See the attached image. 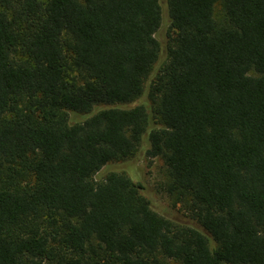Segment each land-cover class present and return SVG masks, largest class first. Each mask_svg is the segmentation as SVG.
<instances>
[{"label": "trees", "instance_id": "trees-1", "mask_svg": "<svg viewBox=\"0 0 264 264\" xmlns=\"http://www.w3.org/2000/svg\"><path fill=\"white\" fill-rule=\"evenodd\" d=\"M166 6L146 91L160 0H0V264H264V0Z\"/></svg>", "mask_w": 264, "mask_h": 264}, {"label": "rangeland", "instance_id": "rangeland-1", "mask_svg": "<svg viewBox=\"0 0 264 264\" xmlns=\"http://www.w3.org/2000/svg\"><path fill=\"white\" fill-rule=\"evenodd\" d=\"M160 2L163 10V18L162 23L156 33V37L160 40L162 48L160 51L159 59L155 63L154 70L145 82L146 91L156 72L166 60V45L167 41L169 40L168 33H174V31L171 30L170 26L166 0H160ZM219 10L220 9L218 5L216 10L218 16L222 15L221 11ZM148 100L149 99L147 96V92H145L144 95L140 98V101L147 102ZM77 117L78 115L72 114V118L75 119ZM108 169H125L129 173H131L133 177L136 178V180L142 181V183L144 184L143 193L151 199L152 206L156 210L163 212L166 215H172L176 219H179L183 222H193L187 212V200H185V202H178L176 197L170 195L167 191V184L170 181V177L168 175L167 167L161 157H145L144 151H139L130 160L111 162L107 166L103 167L102 170L98 173L97 179H99V177H101Z\"/></svg>", "mask_w": 264, "mask_h": 264}]
</instances>
